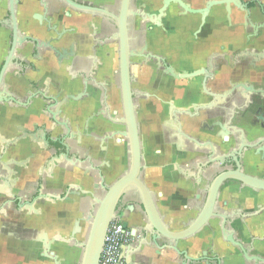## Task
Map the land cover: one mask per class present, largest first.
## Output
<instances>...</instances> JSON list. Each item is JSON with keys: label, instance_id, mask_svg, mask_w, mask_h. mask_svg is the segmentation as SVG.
Wrapping results in <instances>:
<instances>
[{"label": "flooded vegetation", "instance_id": "obj_1", "mask_svg": "<svg viewBox=\"0 0 264 264\" xmlns=\"http://www.w3.org/2000/svg\"><path fill=\"white\" fill-rule=\"evenodd\" d=\"M70 1L85 9L74 8L65 0H0V11L5 10L0 28L8 32L0 72L12 43L9 3H16V24L19 3H39L43 14L36 18L40 23L38 27L44 29V34H51L48 39L37 41L23 35L17 24L18 36L35 42L26 41L16 46L12 63L0 82V92L6 93L11 100L0 104L27 110L34 99L49 102L43 111L49 116L51 125L47 128L43 125L34 135L42 131L36 136L42 140L46 151L53 153L49 161L54 155L63 158L61 155L70 154L72 163L61 164L64 174L73 167L79 172L78 180L67 182L61 190L49 191L44 180L38 179L29 196L15 193L13 187L18 178L15 177L13 148L18 139L0 135V264H13L11 251L16 244L11 239L13 221L15 217L24 218L25 213L26 231H22L20 237L26 240L17 241V244L20 251L26 253V264H81L83 245L100 201L127 175L132 164L133 137L122 96L120 39L114 19L118 16L121 0H102L99 3L114 4L100 6L89 0ZM184 4L196 12H185L177 4L184 14L200 19L197 30L211 9H220L219 13L227 21L230 20L229 9H236L241 15L234 23L237 32L224 39L204 38L199 32L192 33L191 37L177 38L163 32L162 37H157L152 31L163 14L160 16V11L147 9L139 0H130L126 40L134 133L140 158L137 179L151 193L157 210L154 197L158 193L154 185L146 182L147 160L153 155L156 165L169 166L171 174L182 181V192L197 201L194 208L199 213L214 182L224 175L216 192L215 218L212 219L219 220L222 241L230 244L239 256L230 259V253L215 250L212 239L200 256L209 264H254L243 259L238 249L241 246L248 250V260L258 256L262 260L257 264H264L261 254L252 253L254 239L249 235L247 219L253 215L244 211L251 200L264 196V191L245 185L241 179L249 177L264 183V3H241L243 9L238 5H219L203 14L199 11L204 10L206 3L196 7ZM61 8L85 14L88 19L80 17L75 26H66L63 19L68 17L61 15ZM54 17L60 19L54 23ZM42 23H45L44 28ZM85 24L89 31L86 35L82 34ZM65 44L66 48L62 47ZM211 44L214 45L212 49ZM24 45L26 49L21 48ZM74 46L89 49L88 64H83L84 58L74 51ZM21 49L23 52L18 56L16 52ZM29 52H34L42 62H50L53 69L69 62L70 77L83 85L82 93L77 96V101L81 102L71 107L69 117L64 114L69 95L58 101L55 95L47 96L38 89L31 93L27 88L32 84L28 81L23 98L6 89L3 81L10 66L18 70V79L32 70L27 61ZM112 54L117 65L111 74L107 64ZM104 62L107 66L102 65ZM57 128L62 132L54 134ZM28 134L26 132L27 146ZM31 160L34 155H28V162ZM220 196H227L229 200L236 198L239 202L219 204ZM115 211L110 225L119 221L123 229L130 230V244L137 232L147 225L140 193L132 186L127 187ZM255 211H264V208L257 207ZM128 214L134 216L132 226L123 220ZM218 216L226 219L216 218ZM237 227L242 230L241 236ZM132 230L137 231L135 236L131 235ZM224 235L226 239L231 236L234 245L226 242ZM260 242L264 243V237ZM119 264H126L123 254Z\"/></svg>", "mask_w": 264, "mask_h": 264}, {"label": "crops", "instance_id": "obj_2", "mask_svg": "<svg viewBox=\"0 0 264 264\" xmlns=\"http://www.w3.org/2000/svg\"><path fill=\"white\" fill-rule=\"evenodd\" d=\"M89 1L96 2L94 4L98 6L114 4L99 3L102 0ZM182 1L183 3H190L192 6L196 7L212 0ZM238 1L241 3H264V0ZM139 2L144 3L147 9L159 13L163 7L164 0H139ZM56 4L59 6L61 5L60 3ZM219 12L220 9H211L205 17L203 24L199 26L200 28L197 30L196 27L198 22H200V19H197V17H194L193 15L184 14L177 4L170 3L163 10V16L158 20L157 26L155 27L156 29L152 32L156 34L157 37H162L163 32L169 34V37L174 38L191 37L190 35L194 32H199L204 38L211 39H224L231 37L237 32L234 23L239 21L241 16L240 12L234 8H230L228 12L230 20L228 21L225 17H222ZM42 14L43 11L39 3H19L17 7V24L18 29L22 31L23 35L30 36L37 41H43L50 37L51 34H44V29L41 30V28L38 27L40 23L36 18H41ZM61 15L68 17V19H63L66 26H75L78 24L80 17H83L84 20L88 19L87 15L68 10L67 8H61ZM3 17H5L4 9L0 11V21ZM59 19L60 18L58 17H54L52 18V21L55 23ZM44 27L45 23H42V28ZM88 32V25L85 24L82 27V34L86 35ZM7 37L8 32L5 29L0 28V63L5 56L4 49ZM69 41H71V37L69 38ZM216 45L217 43L215 42V47ZM62 47L66 48V44ZM210 47L212 49L214 48V45L211 44ZM21 48L26 49V45ZM28 48L30 49L31 45H29ZM75 48L74 51L84 58L83 64H88L86 60L88 59V56H90L89 49L80 47ZM22 52L21 49V51L18 50L16 54L19 56ZM24 61L26 63V57ZM27 61L33 68L32 70L26 71L24 76L19 79L16 77L18 70L13 66L9 67L3 81L6 89L17 97L23 98L26 95V81H28L30 84H34V89H32V85L27 88L31 93H33L35 89H38L44 91L47 96L55 95L58 101L60 100L58 98H62L64 95H69L70 100L64 108L66 109L64 111L65 116L69 117L68 114L71 107L75 106L76 103L78 104L81 102V100L77 101L79 99L77 96L83 91V85L81 82L74 77H70V73H68L69 66L67 65H70L69 62L63 63L61 68L53 69V65L50 62H42L40 57L34 56V52H29V55H27ZM106 64V62L102 63V65H108L107 71L112 74V71L117 65L113 54L111 55L109 64ZM87 88L91 90V92H95L92 88ZM113 92L116 93V90L113 89ZM48 103L49 102L37 98L32 101L31 107L27 110L26 108L13 107L9 104H0V135H8L9 137L18 139V142L13 148L14 161L16 163L14 164V171L16 175L15 177L18 178L13 190L15 193H20V195L25 194L26 196H29L32 194L35 187L33 185L38 179H43L45 187L49 191H53V189L61 190L67 182H75L79 178V172H77L75 167L69 168L67 174H64L63 172V166L61 164L63 162L65 164L66 162L70 164L72 163L73 159L70 158V154L61 155L63 158H56V155H54L52 161H49V159L53 157V153L46 151L42 140L37 139L38 136H36L38 133H42V131H39L34 135L35 131L38 128L43 127V125L46 126V128L51 125L49 116L43 111V108L45 105H48ZM26 132L29 133L28 137L30 138L28 146L26 145ZM61 132L62 131L59 128L53 131L54 134H59ZM28 155H34V160L28 162ZM147 163L146 182L150 185H154V190L158 193L154 197V201L163 222L168 224V229L171 231L182 229L183 223L192 221L197 216L198 209L194 208L197 201L192 200L191 196H187L186 193L182 192V181L177 178L175 174H171L172 169H170L169 166H163L160 163L156 165L153 155H150ZM237 198H239V196ZM226 201L233 205L238 199L234 198L229 200L227 196L219 197V204L225 203ZM36 205H38V203ZM257 207L264 208V196L251 200L244 211L249 215H253L247 219L249 235L254 239L252 241V253H254V255L261 254L264 257V243L260 242V239L264 237V211H255ZM133 218V215L128 214L123 220L128 221L132 226ZM218 223V219L210 220L208 225L202 228L193 237L177 242V249L179 251H187L189 255L200 256L202 252L208 249L209 243L212 239L215 243V250L218 249L217 251L219 252L230 253L231 255H228L230 256V259L231 257H238V253H235V250L230 244L222 241ZM237 228V232L239 236H241L242 230L240 227ZM24 230L26 231V213L24 218L15 217L13 221L11 239L13 238L16 242L11 251V256H13L14 259L13 264H26V253L20 251V245L17 244V241L26 240L24 237L25 235L23 236L24 238L20 237L22 236L20 235L22 234L21 232ZM139 239L140 236L136 235L133 242L126 245L122 250L124 258L128 256L129 264H171L170 260L176 257L173 251L158 250L155 246H142L139 243ZM166 241V239L160 238L158 240V245H163ZM181 261L182 260L179 259L175 264H179Z\"/></svg>", "mask_w": 264, "mask_h": 264}, {"label": "water", "instance_id": "obj_3", "mask_svg": "<svg viewBox=\"0 0 264 264\" xmlns=\"http://www.w3.org/2000/svg\"><path fill=\"white\" fill-rule=\"evenodd\" d=\"M68 2L67 4L77 8V9H85L84 7L77 5L76 3H72L70 0H65ZM129 2L130 0H121L118 16H115L114 19L118 25V33L117 36L120 39L119 43V50H120V59H119V72L122 84V96L124 101V106L126 109V114L128 117V123L130 124V134L133 137L132 141V164L130 166V171L116 182L106 193L105 197L102 201H100V205L97 209L96 214L93 217L91 227L89 230L88 238L86 243L83 245L84 253L81 264H99V260L101 257L102 248L104 245V240L107 235V231L109 229V225L112 220L115 218V207L117 205L118 199L122 192L129 186L134 187L139 193L142 200L143 205V213L147 220V225L142 229L141 239L140 242L142 245L150 246L154 245L158 250H170L173 251L176 257L170 260V263L175 264L178 262L179 259L182 261L179 264H209L208 262H204L203 256H193L189 255L187 251H179L176 247V243L193 237L203 226H205L208 221L212 218H215L213 213L214 211V204L216 200V192L221 185L222 182V175L220 178L214 182L212 186V190L210 195L206 201L205 206L203 209L198 213V215L193 219L189 225L183 226L181 230L178 231H171L168 229V225L164 224L162 221L161 216L157 212L154 202L151 196V193L145 188V186L137 179V175L140 168V158H139V150L137 143L135 141V133H134V120H133V106L131 102V93L129 87V62H128V47H127V18L130 13L129 11ZM170 3H177L180 5L185 12L196 13L195 11H191L188 6H186L182 0H164L163 7L160 10V16L163 14V10L170 4ZM10 4V20H11V30H12V43L11 49L9 51L8 57L5 60V63L2 67L0 72V82L4 71L6 70L7 66L12 63L11 56L16 48V46H20L22 43L26 41L35 42L30 38H20L18 36V29L16 24V17H15V4L16 3H9ZM238 5L241 9H243V5H240L241 2L238 0H212L204 4V10L199 11V13L203 14L208 11L211 7L219 6V5H226L229 6ZM95 11H99L96 10ZM11 99H8L6 93L0 92V103L7 102ZM236 175V174H234ZM244 184L255 189V190H263L264 191V183H260L254 181V179H250L249 177L244 178L241 177ZM242 182V183H243ZM29 207L32 208V205ZM222 220H225L226 217H216ZM124 228L127 227L126 224L123 225ZM136 230L131 231V235H136ZM140 233L137 234L140 236ZM225 231H222V234H225ZM160 238H164L169 241L166 244L158 245V240ZM224 239L226 242H230L233 244V239L231 236L228 239ZM234 245V244H233ZM238 246V245H237ZM124 248V247H123ZM243 259L245 261H252L254 264L259 263L262 259L258 256H251L248 260V250L238 246ZM130 250V249H128ZM132 252V250H131ZM129 254V253H128ZM127 254V255H128ZM125 263L129 264L128 256L125 257Z\"/></svg>", "mask_w": 264, "mask_h": 264}, {"label": "built area", "instance_id": "obj_4", "mask_svg": "<svg viewBox=\"0 0 264 264\" xmlns=\"http://www.w3.org/2000/svg\"><path fill=\"white\" fill-rule=\"evenodd\" d=\"M129 242V231L123 229L119 221H114L107 231L99 264H119L123 247Z\"/></svg>", "mask_w": 264, "mask_h": 264}]
</instances>
